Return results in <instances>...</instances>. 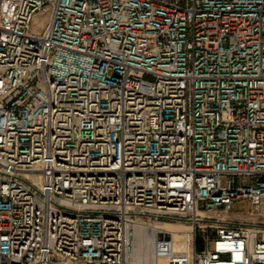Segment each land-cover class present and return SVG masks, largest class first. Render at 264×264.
Returning a JSON list of instances; mask_svg holds the SVG:
<instances>
[{"label":"built area","instance_id":"2783aa9c","mask_svg":"<svg viewBox=\"0 0 264 264\" xmlns=\"http://www.w3.org/2000/svg\"><path fill=\"white\" fill-rule=\"evenodd\" d=\"M148 238L151 264H264V0H0V264Z\"/></svg>","mask_w":264,"mask_h":264},{"label":"bare ground","instance_id":"6f19581e","mask_svg":"<svg viewBox=\"0 0 264 264\" xmlns=\"http://www.w3.org/2000/svg\"><path fill=\"white\" fill-rule=\"evenodd\" d=\"M201 216H202L201 221L211 220L205 216V213H201ZM234 216L236 217L235 220L251 221L250 218L253 215L234 214ZM219 221H233V220H226V217H223ZM164 228L173 232L175 241L178 244V246H180L179 245L180 241L178 239L176 240V238L183 237L185 233L191 231V227L183 223H180V222L177 224L166 223ZM129 257H130L129 264H151L152 263V244H151L150 239L148 238L146 241L138 242V244L134 248V251L131 253V255H129ZM160 264H166V263L164 261H160Z\"/></svg>","mask_w":264,"mask_h":264},{"label":"rangeland","instance_id":"374dc122","mask_svg":"<svg viewBox=\"0 0 264 264\" xmlns=\"http://www.w3.org/2000/svg\"><path fill=\"white\" fill-rule=\"evenodd\" d=\"M222 185L223 186H225L226 185V180L225 179H223L222 180ZM205 216L207 217V218H209V219H213V218H215V219H221V218H223V217H226V220H235L236 219V217L234 216V213H217V214H214V213H207V214H205ZM251 221H256L257 220V217L256 216H251ZM170 224H177V223H175V222H169ZM183 224H185V223H183ZM185 225H187V224H185ZM187 226H189V225H187ZM164 227H165V225H164ZM182 228V227H181ZM184 228V227H183ZM186 229V228H185ZM184 229V230H185ZM174 239H175V237H174ZM179 240V241H181L182 239H183V237H177L176 238V240Z\"/></svg>","mask_w":264,"mask_h":264}]
</instances>
